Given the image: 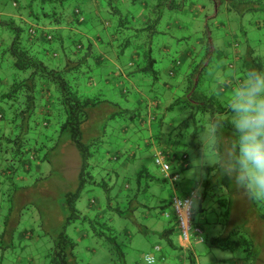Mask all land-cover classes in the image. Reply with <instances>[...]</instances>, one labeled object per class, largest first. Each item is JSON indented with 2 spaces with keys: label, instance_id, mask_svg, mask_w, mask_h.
I'll return each mask as SVG.
<instances>
[{
  "label": "trees",
  "instance_id": "1",
  "mask_svg": "<svg viewBox=\"0 0 264 264\" xmlns=\"http://www.w3.org/2000/svg\"><path fill=\"white\" fill-rule=\"evenodd\" d=\"M85 1L28 0L23 6L14 0L18 15H9L0 21V24L11 26L14 31L11 43L0 46V59L4 58L0 66L8 60L17 71L11 78L0 76L1 220L6 211L4 222L12 228V235L19 233L27 236V225L36 223L32 224L31 217H25L29 210L40 208L42 203H53L54 207H58L65 218L64 225L62 229L49 233L47 264H81L77 254L79 241L71 238L67 232V228L76 223L86 226L87 233L101 240L114 261L127 264L126 244L119 240L114 228L116 217L133 221L144 235L149 234L144 220L164 217L167 226L160 232V237L174 251V264H223L227 261L214 257L215 261L211 258L203 263L197 247L193 245L198 236L211 252L218 250L235 254L234 264H264V247L252 230L231 225L234 201L237 196H243L229 178L220 176L217 166H207L202 173L196 174V177H202L203 182H197L199 191L192 210L191 243L184 249L176 243L177 237L182 235L180 222L169 209H172L173 197L184 198L192 189L182 197L175 193L170 199L153 192L155 183L169 181L152 174L143 162L153 152L152 161L155 163L157 153H162L173 164V174L179 176L175 183L170 182L176 185L181 179L180 171L192 170V160L201 154L199 128L225 110L229 93L216 85V72L212 75L208 73L223 54L215 47L208 23L200 51L189 48L176 52L178 55L184 50L188 52L191 63L187 69L179 70L178 61L175 58L169 60L173 65L170 76L177 78L183 74V79L176 85L167 81L163 84L166 88H174L171 89L172 97L178 90L181 95L169 98L165 105L160 103L158 97L152 102L147 98V117H143L139 108L130 110L131 91L121 88L120 82L115 86L127 98L126 107L96 94V82L92 76L87 78L94 65H104L113 52L116 63L122 67L126 64L121 62V56L127 52L131 53V58L138 59L136 47L131 46L126 38L124 41L121 39L126 35V30L132 29L135 21L143 22L144 14H147V19L143 26H135L133 31L150 32L146 35L150 42L165 31L164 28L157 30L165 13H171L172 17L187 9L191 12L200 0H155L152 4L142 0L141 11L144 14L134 12L140 0H124L127 7L134 6L127 12H123L114 0H92L98 5L96 8L99 12L91 17L85 11ZM245 1L204 0L199 9H207L206 4L211 3L215 4V11L221 5L232 10L237 7L235 3L240 6ZM240 8V16H263L264 0H248ZM101 11H104V15ZM205 18L211 20L213 17ZM95 21L98 25L92 26ZM107 29L110 31L104 33ZM260 53L255 49L240 56L234 53L235 62L229 66L230 70L235 69L237 77L242 78L249 67L261 65ZM153 55V47H146L142 53L143 61L133 62L136 69H130L124 78L130 81V77L144 74L153 77L157 83L159 71L156 65L159 61ZM131 85L136 97V93L140 96L137 97L140 103L136 106H143L139 85ZM103 110L105 113H102ZM177 110H180L178 115L175 113ZM105 115L109 116L108 120L122 118L125 121V128L121 129L122 137L113 140L105 133V127L96 125L95 118L100 117L101 120ZM231 136L232 129L228 126L225 137ZM66 145L74 146L81 158L75 189L67 192L61 189L54 197L46 198L38 192L41 188L39 183H50L57 178L65 180L63 174L55 170V159ZM200 187H204L202 193ZM98 188L104 192V202L96 197L95 189ZM84 192L92 196H87L85 207L79 209L78 203L85 197ZM27 196H31L32 200L25 201L24 197L26 199ZM261 208L264 209L261 202H250L254 214L256 210L260 215ZM137 212L139 215L136 217ZM259 215H255L256 219L258 216L264 221V215ZM197 216L201 217L199 222ZM24 219L25 228L19 231ZM196 230L202 234H197ZM161 251L163 264L166 261L169 264L168 256Z\"/></svg>",
  "mask_w": 264,
  "mask_h": 264
},
{
  "label": "rangeland",
  "instance_id": "2",
  "mask_svg": "<svg viewBox=\"0 0 264 264\" xmlns=\"http://www.w3.org/2000/svg\"><path fill=\"white\" fill-rule=\"evenodd\" d=\"M27 1L28 0H18L19 4L23 6L26 5ZM114 1L120 8H122L123 12H125V10L126 12L129 11V8H134V6L127 7V3H125L124 0ZM145 1L146 3L150 2V4H152L155 0ZM202 1L204 0H200V2L198 3L199 5L196 6V9H192L191 12H189V9H187L182 14L173 15L172 17L170 15L171 13H165V18L157 29L158 31H160V28H164L165 31H163V33L161 34H157L150 42H148V36L146 37V35H148V33L150 32L142 31L136 33L135 31H133V28L135 26L142 27L144 24L143 22H145L147 19V14H144L141 11L142 0H140L138 5L135 6L134 12H141L142 14H144V16L142 17L143 22H141L140 20L135 21L134 25H132V29L126 30V35H124L121 39L122 41H124V38H126V41L130 43L131 46L134 45L133 47H136L139 57L138 59L131 58V53L127 52L125 56H121V62L126 64L124 67H122L120 63H116L114 57L115 52H113V55H110L111 58L109 57L104 65H94V69L92 70V72H90V74L87 75V78L88 76H92L94 81L96 82L95 93L102 95L103 98H110L112 100H115L121 105H124L123 107H126L128 105V103H125L127 102V98H124V95H122L121 92L117 91V87L115 86V83L120 82L121 88L125 87L131 91L129 93V98L132 101L130 105H128L130 106V110L139 108L140 112L143 113V117H147L146 101L148 99L152 102V100L158 97L160 103L165 105L164 103L168 102L169 98L181 95V93H179L180 90H178L177 93L175 92L172 97L171 89L174 88H166L163 84L167 81L170 82L171 85H176L183 79V74H181L177 78H173L170 76L169 73L173 69V65L170 64V61L175 58L178 61L179 70H185L188 68L191 62L189 54L185 50H189V48H196V52L200 51V49L202 48L203 32L207 23L208 27L212 30L215 47L217 48V50L223 52V54L220 55L221 59L217 61V65L214 67V69L208 72L211 75L224 69L230 70L229 66L231 64L234 65L233 62H235L233 55L234 53L235 55L237 54L240 56L241 53L245 54L250 49H255L261 52V56L264 55V15L262 16V14H245L244 16H240V7H242L243 4L247 3L248 0L241 3L240 6L235 3L237 7L232 10H227L224 5H221L219 7L220 9L217 11H215V4L212 5L211 3L206 4L208 6L207 9L200 10L199 8H201L200 6L202 4ZM84 8L87 12L88 17L95 16L99 12H93L90 6H85ZM18 13L19 11L14 7V0H0V21L7 19L9 15H18ZM101 13L104 15V11H101ZM206 16H211L213 18L211 20H208L205 18ZM93 25L97 26L98 22L95 21L94 23H92V26ZM109 31L110 29H107V31H105L104 33H108ZM13 36L14 31L11 26H7V24H0V46L9 45L12 41ZM150 45L154 49V58L158 59L159 61L158 65H156V70L159 71V84H157L158 82L155 83L156 80H154V78L150 75L136 74L135 77L133 76L129 78L130 81L127 78H124L129 74L130 69H136V65H134L133 62L138 60L141 63L143 61L142 53L146 49V47L149 48ZM181 49L185 50L178 55L176 52H179V50ZM234 49L235 51L232 53V50ZM200 58L201 54L199 56V59ZM2 59L4 58L1 57L0 63H2ZM45 61H47V59H45ZM194 65L195 64H193L192 67H194ZM16 73L17 71L11 67V62H8V60L7 62L3 63L2 66H0L1 77L7 75L6 77L11 78L12 75H15ZM131 84L139 85L140 94L143 96L141 97L143 106H136L140 103L137 100V97L140 98V96L138 93H136V97L134 93L135 91H133L134 88ZM105 110H103L102 113H105ZM136 112L138 113V111ZM179 112L180 110H177V112L175 113L178 115ZM170 114L168 117L169 120L171 119ZM108 118L109 116L107 115H105L101 120L100 117L95 118V122L97 123L96 125L105 127V129L107 130L105 133L113 140H117L118 137L123 136V132L121 129L125 128L126 123L122 118L117 121H115L114 119L108 120ZM179 120H181V118ZM191 127L194 126L191 125ZM148 155L149 157L143 159L144 164L149 168L152 174L158 177L162 176L160 169L152 161L153 152L149 153ZM55 164V170L60 171L63 174L65 180L57 178L55 181H52L50 183L40 181L41 183L39 184L41 185V188L38 190V192L46 198H51V196L54 197L55 194L61 192V189L66 192L73 191V189H75L81 167V158L74 146L66 145L65 147H63L61 154L56 156ZM210 166L213 165H209V167ZM189 171L190 170L180 171L181 179L177 182L176 185H173L170 182H158L154 184V186L152 187V191L162 195L166 199H170L171 196L175 193L181 197L184 196L183 191L185 190V186L189 185V183H193L194 185H196L199 191L198 183L201 181L203 182V179H201L202 177L200 175L198 177H196L197 175L195 177L191 176L190 179H188L187 176ZM203 189L204 187H200V193L203 192ZM95 191V193L97 194L96 197L99 198L101 202H104L105 197L103 190L101 188H98L95 189ZM28 193L29 192H27L26 194L28 195ZM43 196L41 198L42 200H44ZM83 196L85 197H83V199L78 203L79 209H83V207H85L87 196H92V194L84 192ZM31 198V196H27L26 199L24 197V200L29 201L32 200ZM195 203L197 206L198 201H196ZM261 203L262 205H264V202ZM234 208V213L232 212L233 215L231 225H233L234 227H245L251 229L253 235L256 236L259 244L262 243L264 247V227L262 228V226H264V221H261L260 217L258 216L257 219L255 217V215H259V213L256 210V214L251 211L250 202L244 196H237L234 201ZM169 212L174 215L172 209H169ZM5 214L6 211H4V217L2 218V220L0 217V264H47V256L49 254V233L51 232V230L58 231L62 229L64 225L65 218L59 211L58 207H54L53 203H42L40 208H32L31 210H29V212L25 214V217H31V221H33L32 224L34 222L36 223H34L33 226L27 225V236H21L19 233H14L12 235V231H10L12 230V228L8 227L6 222H4ZM135 215L137 217L139 215V212H137ZM260 215H264L263 208H261L260 210ZM196 219L199 222L201 220V217L197 216ZM214 219H216V217ZM25 220L26 219H24V221H22V224H20L18 228L19 231L25 228L23 226ZM44 223L46 229H44ZM143 223L145 224V226H148L149 234L147 235L142 234L139 231L137 225H135L134 222L129 219L119 217H116L114 219V228L117 229L119 240L126 244V247L124 249L127 252V264H140L139 262L147 264L144 261L146 254L155 255L156 264H163V252L156 251L155 247L157 245H159L164 253L168 256V263L174 264V251L170 249L166 240L160 237V232L164 229V227L167 226V220L164 217H161L159 219L154 217L153 219H149L147 221L144 220ZM216 226L217 228H219V225ZM204 227L207 226L205 225ZM126 231H129V233ZM67 232L71 238L79 241L77 254L81 264H120L113 260L108 248L103 245L101 240L95 239L91 235V233H87L88 231L86 229V226H82L79 223H76L69 226L67 228ZM253 238L255 239V237ZM193 244L196 245L198 254L201 257V261L203 263H206L205 260L209 262L211 258H213L214 260L212 261H215L214 257H221L224 260H227L224 261L223 264H234L233 257L235 256V254L229 251L213 250L211 252V250L207 248V245H204L203 243H197L196 240L193 241ZM166 263L167 261L164 262V264Z\"/></svg>",
  "mask_w": 264,
  "mask_h": 264
},
{
  "label": "clouds",
  "instance_id": "3",
  "mask_svg": "<svg viewBox=\"0 0 264 264\" xmlns=\"http://www.w3.org/2000/svg\"><path fill=\"white\" fill-rule=\"evenodd\" d=\"M261 59V65L249 67L242 78L235 69L215 73L218 88L229 93L225 110L199 128L202 151L188 173L191 177L215 165L220 176L253 203L264 202V55ZM228 126L231 138L225 137Z\"/></svg>",
  "mask_w": 264,
  "mask_h": 264
},
{
  "label": "built area",
  "instance_id": "4",
  "mask_svg": "<svg viewBox=\"0 0 264 264\" xmlns=\"http://www.w3.org/2000/svg\"><path fill=\"white\" fill-rule=\"evenodd\" d=\"M155 164L160 169L161 175L165 180H168L171 183H175L179 176L173 174V166L170 161L162 154L157 153L155 156ZM197 198V190L192 189L187 196L184 198H180L175 196L172 198V209L174 211V215L178 218L180 228L182 231L181 239L185 244L191 243V226L193 220V204L195 199ZM184 204H187L188 207L185 208ZM169 216V215H168ZM197 234L201 235L200 230H196ZM197 242L202 243L203 239L198 236L196 239ZM156 251L160 252V247L155 248ZM145 261L149 264V261L154 262L156 264V257L153 254H148L145 256Z\"/></svg>",
  "mask_w": 264,
  "mask_h": 264
},
{
  "label": "crops",
  "instance_id": "5",
  "mask_svg": "<svg viewBox=\"0 0 264 264\" xmlns=\"http://www.w3.org/2000/svg\"><path fill=\"white\" fill-rule=\"evenodd\" d=\"M126 1H129V0H126ZM84 4L86 5V7L88 6H90L91 8H92V10H93V12H98V5L94 2V1H92V0H89V1H85L84 2ZM97 7V8H96ZM191 171V170H190ZM189 171V172H190ZM188 172V173H189ZM196 175H194V177H195ZM187 178L188 179H190V177H189V175L187 176ZM190 189H196L197 191H198V187L196 186V185H194L193 183H189V185H186L185 186V190L183 191V194H186L187 192H189L190 191ZM176 243L178 244V246H181V247H183L184 249L185 248H188V246H187V244H185L184 242H183V240L180 238V237H177V239H176ZM194 246H196L195 244H193ZM180 252V251H179Z\"/></svg>",
  "mask_w": 264,
  "mask_h": 264
}]
</instances>
